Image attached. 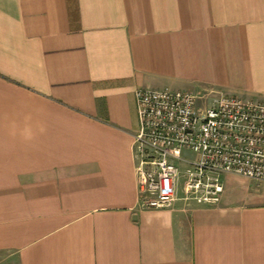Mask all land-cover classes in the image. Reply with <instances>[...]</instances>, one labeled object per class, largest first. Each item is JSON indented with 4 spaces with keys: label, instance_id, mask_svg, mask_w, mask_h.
Returning <instances> with one entry per match:
<instances>
[{
    "label": "crops",
    "instance_id": "0c3cea01",
    "mask_svg": "<svg viewBox=\"0 0 264 264\" xmlns=\"http://www.w3.org/2000/svg\"><path fill=\"white\" fill-rule=\"evenodd\" d=\"M138 87L264 100V0H0V264H264V183L141 201Z\"/></svg>",
    "mask_w": 264,
    "mask_h": 264
},
{
    "label": "built area",
    "instance_id": "2783aa9c",
    "mask_svg": "<svg viewBox=\"0 0 264 264\" xmlns=\"http://www.w3.org/2000/svg\"><path fill=\"white\" fill-rule=\"evenodd\" d=\"M135 96L133 151L146 207L171 206L182 175L188 204H218L225 174L264 182V100L146 87Z\"/></svg>",
    "mask_w": 264,
    "mask_h": 264
},
{
    "label": "rangeland",
    "instance_id": "374dc122",
    "mask_svg": "<svg viewBox=\"0 0 264 264\" xmlns=\"http://www.w3.org/2000/svg\"><path fill=\"white\" fill-rule=\"evenodd\" d=\"M183 181H184V175H182L181 177H180V179H179V186H180V189H181V191L183 192V187H182V185H183ZM252 181H254V182H258V183H264V182H260V181H256V180H252Z\"/></svg>",
    "mask_w": 264,
    "mask_h": 264
}]
</instances>
